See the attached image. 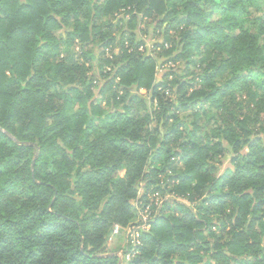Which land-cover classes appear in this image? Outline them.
Returning a JSON list of instances; mask_svg holds the SVG:
<instances>
[{
  "label": "trees",
  "instance_id": "obj_1",
  "mask_svg": "<svg viewBox=\"0 0 264 264\" xmlns=\"http://www.w3.org/2000/svg\"><path fill=\"white\" fill-rule=\"evenodd\" d=\"M141 14L191 81L157 84ZM208 104L217 125L179 144ZM157 193L164 216L124 264H264V0H0V264H120L108 237Z\"/></svg>",
  "mask_w": 264,
  "mask_h": 264
},
{
  "label": "rangeland",
  "instance_id": "obj_2",
  "mask_svg": "<svg viewBox=\"0 0 264 264\" xmlns=\"http://www.w3.org/2000/svg\"><path fill=\"white\" fill-rule=\"evenodd\" d=\"M132 14H127V12L122 11L120 12L118 15H115L114 17V22H120V26H121V30L122 31H118L114 30V34L113 36L116 37V48L114 49V54L118 55L120 52V38L124 37V36H128L130 29H131V22H132ZM220 19V16L215 13L212 17V21L214 20H218ZM153 19H148L146 17H143V15L141 14L140 16H138V19L136 20V24H135V29L134 31L137 32L138 37L141 38V40L144 42L143 47L140 49V51H142L144 53L145 56H151L153 57L155 60H157V74H156V80H157V84L161 83V82H167L169 81V83L171 81H174L176 79L179 80H185V81H191V78L193 76L189 75L187 76V72H186V62L182 61V62H174L171 58L172 56L167 55L166 51L169 50V48L171 47V45L168 43L167 45H169V47H165V51H163V45H166L165 42V38L167 37L165 35V32L167 31V24H165L163 27L161 28H157L156 24L154 21H152ZM104 21H107V19L105 18ZM112 21V23H113ZM248 24H244V27H247ZM113 31V30H112ZM239 33V29H237L235 31V34L237 35ZM59 34V33H58ZM172 34V32L170 33V35ZM135 42H137V37L135 39ZM95 50H99V47L95 48ZM108 53V52H106ZM109 54V53H108ZM111 54V52H110ZM111 56L113 57L114 55L111 54ZM195 62L196 65H193L190 67L189 72L193 73H198L201 71V67H200V62L202 61V59L204 58V54H200V55H195ZM95 65V64H94ZM95 68V66H94ZM116 69V68H115ZM185 75V76H184ZM172 84V82H171ZM173 85V84H172ZM202 87L201 84L198 85V88ZM99 88H95V93L98 92ZM137 95L143 97L144 99H148L150 100V94H148L146 91L144 90H139L137 91V89L133 90ZM175 91V89H174ZM235 96V100L233 101L232 105H236V103H240L241 106H244L243 112L244 113H250L249 109L247 108V103H250L249 98L246 97V93L243 94H239L236 93L234 94ZM97 97V96H96ZM97 101L96 103H98V105H102L103 107L106 105V101L103 100L102 98L98 97L96 98ZM229 102V101H227ZM231 102V100H230ZM214 107H210V105H204V106H197L196 108V112H200L202 115V119L198 120L195 119L192 116V111H188L186 113H183L181 115V119H183V125L181 130L184 133V136L180 138L179 140V144H181L184 140H188L190 138V136H192L190 133L192 132V125L194 124V122L197 120V123L202 124V133H197V137H203L204 133H209L213 126L217 125V121H219L220 119V111L217 109H213ZM77 108H74L72 110V112L70 113V115H73L74 112H76ZM79 110V109H78ZM194 111V112H195ZM263 117V116H261ZM75 122V119L72 118V123ZM258 127V126H257ZM190 128V129H188ZM200 130V131H201ZM187 135V136H186ZM186 136V137H185ZM229 160L230 159H226L224 160V165L221 167V170H223L224 168H226L227 166H229ZM181 161L179 162V166L181 167ZM126 171H121L119 173L120 177H124L125 176ZM170 195H167V197L165 196L164 198H169ZM178 198H175L174 200L180 202V203H184L185 205H190V203L187 201V199H185L184 197L182 198V196H177ZM166 199L162 200V206L164 204V202L166 201ZM151 200V198H150ZM155 201L159 202V200L155 199ZM135 204L139 207L140 202L137 200L135 202ZM162 206L160 207L159 211H160V216L163 215L164 213L161 212ZM141 213V209L139 211L138 208V212H137V218L134 220V224H132L131 226L128 227H121L120 225H118L120 227V231L117 235H115L113 232L111 233V235L108 237L107 240V252L108 254H114L115 256L117 255L118 257L122 255V253L124 254V252L127 250V244H128V232L129 229L132 228L133 226L138 225L139 223H141V218L139 217V214ZM169 211L165 213V215H169ZM162 217V216H161ZM152 222H155V220H152ZM148 224H143V227H147L146 230H142V232H148L147 229L150 230V226H147ZM141 232V233H142ZM146 234V233H145ZM143 234V235H145ZM139 236H141V234L139 233ZM141 241V238H139ZM142 242V241H141ZM137 247L134 248V252L135 250L138 248L139 244H136ZM139 252L136 250L134 256L131 258V260L138 255ZM121 259V258H120ZM125 261V260H124ZM127 261V260H126ZM128 262V261H127ZM121 264V262H120ZM170 264H186V260L182 255H178L175 256L171 259Z\"/></svg>",
  "mask_w": 264,
  "mask_h": 264
},
{
  "label": "built area",
  "instance_id": "obj_3",
  "mask_svg": "<svg viewBox=\"0 0 264 264\" xmlns=\"http://www.w3.org/2000/svg\"><path fill=\"white\" fill-rule=\"evenodd\" d=\"M155 199L159 200V202L158 201L156 202ZM162 200L164 199H160V195L157 193L153 195L151 203L141 209V213L139 214V217L141 218V223L129 229L128 237H127L128 240L127 250L124 252V254L122 253V255L119 256L121 258L120 259L121 264H124L127 261L128 262L131 261V258L134 256L136 250L138 249L137 248L134 252V248L137 247L136 244H139V246L141 244V241L139 239L140 238L139 233L141 234L142 230H146L147 228L146 226L143 227V224L145 225L148 224L147 226L151 227L152 220H155V218L160 214L159 209L162 206V202H161ZM153 205L156 207L155 210L152 209ZM147 230L149 231V229ZM119 231H120V227L118 225H115L113 228V233L117 235Z\"/></svg>",
  "mask_w": 264,
  "mask_h": 264
},
{
  "label": "water",
  "instance_id": "obj_4",
  "mask_svg": "<svg viewBox=\"0 0 264 264\" xmlns=\"http://www.w3.org/2000/svg\"><path fill=\"white\" fill-rule=\"evenodd\" d=\"M106 256H115L114 254H108V255H106Z\"/></svg>",
  "mask_w": 264,
  "mask_h": 264
}]
</instances>
